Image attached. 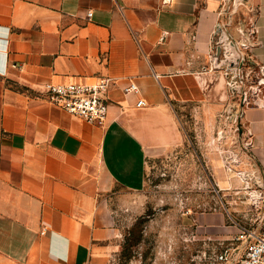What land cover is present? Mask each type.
<instances>
[{
	"label": "crops",
	"instance_id": "crops-1",
	"mask_svg": "<svg viewBox=\"0 0 264 264\" xmlns=\"http://www.w3.org/2000/svg\"><path fill=\"white\" fill-rule=\"evenodd\" d=\"M245 3L257 22L251 61L264 65V0ZM223 4L0 0V264L113 262L125 232L118 189L140 192L148 159L182 142L175 105L229 97L227 70L209 67ZM101 76L114 80L104 125L43 93L47 82ZM130 82L138 93L124 91ZM245 95L241 119L264 176V84Z\"/></svg>",
	"mask_w": 264,
	"mask_h": 264
},
{
	"label": "rangeland",
	"instance_id": "rangeland-1",
	"mask_svg": "<svg viewBox=\"0 0 264 264\" xmlns=\"http://www.w3.org/2000/svg\"><path fill=\"white\" fill-rule=\"evenodd\" d=\"M251 16L245 0H224L213 61L232 72L229 97L218 106L175 105L182 142L148 159L140 192L118 189L125 232L111 264H232L244 254L237 237L264 214L263 171L241 119L245 89L259 83L244 69L256 67L251 50L238 43ZM227 248L232 259L216 261Z\"/></svg>",
	"mask_w": 264,
	"mask_h": 264
},
{
	"label": "built area",
	"instance_id": "built-area-1",
	"mask_svg": "<svg viewBox=\"0 0 264 264\" xmlns=\"http://www.w3.org/2000/svg\"><path fill=\"white\" fill-rule=\"evenodd\" d=\"M89 16L92 15L90 11ZM250 28L244 31L239 45L243 49H252L257 41V22L253 15L249 22ZM249 59H252L250 51L248 52ZM210 59L215 60V44L213 51L210 54ZM212 62L210 68H218V65ZM215 64V65H214ZM204 69L206 67L204 66ZM246 73H256L260 84H264V65L256 64L253 69H248ZM231 73L232 72H228ZM238 73V72H237ZM229 75V74H228ZM113 78L110 76H101L97 81L86 83L80 81L68 82H47L44 86L43 93L45 98L66 112L87 122L104 125L107 121L110 102L107 98V92L113 84ZM139 86L135 82H130L125 86L126 93H138ZM145 105V100L141 98L137 102V106ZM238 240L245 245L244 254L232 264H264V214L257 228L245 226L241 229ZM232 248H227L225 251L216 254V261L224 262L232 259Z\"/></svg>",
	"mask_w": 264,
	"mask_h": 264
}]
</instances>
